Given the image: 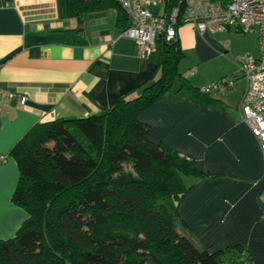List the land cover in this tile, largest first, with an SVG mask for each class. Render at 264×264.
I'll return each mask as SVG.
<instances>
[{
	"label": "crops",
	"instance_id": "1",
	"mask_svg": "<svg viewBox=\"0 0 264 264\" xmlns=\"http://www.w3.org/2000/svg\"><path fill=\"white\" fill-rule=\"evenodd\" d=\"M126 24L115 0L82 22L69 0H0V89L13 94L0 108V240L27 217L12 202L19 171L11 154L26 132L37 123L100 114L157 76V54L140 56L134 41L121 36ZM254 36L241 41L233 30L199 34L181 24L178 72L199 91L222 77H232L233 87L206 102L175 85L139 119L151 142L207 174L187 180L192 185L177 205L191 240L209 253L241 245L253 264H264V162L238 111L245 89L238 58L257 57Z\"/></svg>",
	"mask_w": 264,
	"mask_h": 264
},
{
	"label": "trees",
	"instance_id": "2",
	"mask_svg": "<svg viewBox=\"0 0 264 264\" xmlns=\"http://www.w3.org/2000/svg\"><path fill=\"white\" fill-rule=\"evenodd\" d=\"M111 1L69 3L82 22ZM183 3L167 0L165 7ZM156 54L158 74L137 95L118 98L100 114L37 123L13 147L19 178L12 202L27 217L0 240V264H253L241 245L199 248L178 217V202L192 185L187 180L207 174L151 142L139 116L175 85L201 101L209 94L178 72L177 38L158 37Z\"/></svg>",
	"mask_w": 264,
	"mask_h": 264
},
{
	"label": "built area",
	"instance_id": "3",
	"mask_svg": "<svg viewBox=\"0 0 264 264\" xmlns=\"http://www.w3.org/2000/svg\"><path fill=\"white\" fill-rule=\"evenodd\" d=\"M128 18L121 36L134 41L140 56L156 53V40H175L181 24L190 23L199 34L233 30L256 34L258 55L239 56L237 74L245 80V89L238 107L241 120L257 140L264 162V0H184L165 7L167 0H116ZM161 6L157 13L154 8ZM232 77H222L202 87L203 94L227 91L233 87ZM13 96L0 89V108ZM25 96L20 97L24 104ZM1 160L5 157L1 156ZM261 219L264 220V212Z\"/></svg>",
	"mask_w": 264,
	"mask_h": 264
},
{
	"label": "rangeland",
	"instance_id": "4",
	"mask_svg": "<svg viewBox=\"0 0 264 264\" xmlns=\"http://www.w3.org/2000/svg\"><path fill=\"white\" fill-rule=\"evenodd\" d=\"M160 8H157V10L159 11ZM237 33L239 34L241 41H244V40L253 41L255 38L254 33L253 34H247V33H242V32H237Z\"/></svg>",
	"mask_w": 264,
	"mask_h": 264
}]
</instances>
